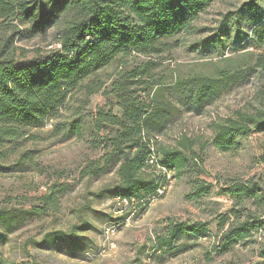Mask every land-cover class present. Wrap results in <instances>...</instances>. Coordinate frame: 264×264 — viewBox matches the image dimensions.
<instances>
[{
    "label": "rangeland",
    "instance_id": "374dc122",
    "mask_svg": "<svg viewBox=\"0 0 264 264\" xmlns=\"http://www.w3.org/2000/svg\"><path fill=\"white\" fill-rule=\"evenodd\" d=\"M244 1L215 0L199 14L191 33L176 38L177 45L153 57H118L90 78L108 84L125 67L138 66L146 58L157 63L154 77L147 78L152 84L148 85L150 92L160 87L162 98L180 109L157 138L166 146L178 145L181 135L192 142L187 148V165L179 172H169L164 193L158 198L139 205L118 196H95L93 192L112 182L113 170L97 177L81 176L83 166L101 152V147L93 146L88 131H92L97 108L108 107L102 91L84 102V89L73 90L58 118L0 145L4 167L0 171V233L5 235L0 241L2 264L261 263L258 250L264 242V229L244 241L227 243L222 234L226 228L218 225L233 207V199L222 192V186L232 179L264 175L260 161L264 131L235 135L227 150L213 145L216 123L237 119L240 113L255 115L264 108V42L239 41L255 17L242 13L240 25L228 14ZM260 1L264 7V0ZM207 37H213V46H205ZM34 42L40 41H21L20 45L31 48ZM223 72L227 76L222 92L204 104L202 112L190 110L187 101L180 99L193 96L198 80L191 78H214ZM179 81L190 82L184 87L186 83L177 86ZM77 108L83 111L86 126L80 136L64 138L54 124L73 118ZM157 157L163 159L159 155L155 160ZM161 174L166 176L164 171ZM53 189L56 205L46 206L42 198ZM38 207L41 211L37 214L27 212ZM180 223L200 230H179L172 249L157 248V237L168 235ZM69 232H75L78 247L54 241L56 234Z\"/></svg>",
    "mask_w": 264,
    "mask_h": 264
},
{
    "label": "trees",
    "instance_id": "16d2710c",
    "mask_svg": "<svg viewBox=\"0 0 264 264\" xmlns=\"http://www.w3.org/2000/svg\"><path fill=\"white\" fill-rule=\"evenodd\" d=\"M213 1L0 0V145L58 118L73 90L84 89V102L91 94L102 91L109 100L108 107L97 108L92 131H88L93 135V146L101 147V152L97 159L83 166L81 176L97 177L113 170L112 182L93 192L95 196H118L135 200L139 205L149 203L157 187L166 183L157 165L179 172L190 158L187 152L192 143L190 138L181 135L178 145L171 146L157 138L166 131L172 114L180 109L171 100L162 98L160 87L150 92L148 85L152 84L147 78L154 77L152 71L157 64L151 58L118 71L108 84L94 83L90 78L118 57H153L177 45L176 38L191 33L199 14ZM230 13L239 24L244 21L242 13L255 17L249 32L239 41L264 42V7L260 0H245ZM49 34L52 38L47 39ZM212 38L203 40L205 46H213ZM34 39L40 42H34L31 48L20 45L21 41ZM226 76L223 72L214 78H191L190 81L198 80L193 98L180 99L187 101L190 110L200 113L204 104L220 95ZM190 81H179L177 86L186 83L187 87ZM82 115L83 111L77 108L73 118L54 126L64 138L72 134L80 136L86 126ZM239 116L216 123L215 147L227 150L235 135L264 131V108L255 115ZM152 154L163 159L157 157L155 164L150 165ZM260 161L264 163V152ZM3 168L0 164V171ZM221 190L233 199L234 207L218 222L220 229L226 228L222 234L227 243L244 241L264 229V175L232 179ZM55 191L43 196L46 206L56 205ZM39 211L40 207L27 210L36 214ZM82 228L83 225L77 227ZM179 230L200 229L180 223L168 235L157 237V248L172 249ZM4 237L0 233V241ZM54 241L79 246L75 232L56 234ZM258 255L260 264H264V242Z\"/></svg>",
    "mask_w": 264,
    "mask_h": 264
},
{
    "label": "built area",
    "instance_id": "2783aa9c",
    "mask_svg": "<svg viewBox=\"0 0 264 264\" xmlns=\"http://www.w3.org/2000/svg\"><path fill=\"white\" fill-rule=\"evenodd\" d=\"M149 164L150 165H154L155 164V157H154L153 154L150 156ZM157 167L161 168L162 171H164V173L166 174L165 177L168 178L170 171H167L165 168H163L162 166H159V165H157ZM166 181L168 182V180H166ZM165 187H166L165 185L158 186L157 189H156V195L153 196L152 198L155 199V198H158V196L162 195L164 193Z\"/></svg>",
    "mask_w": 264,
    "mask_h": 264
}]
</instances>
